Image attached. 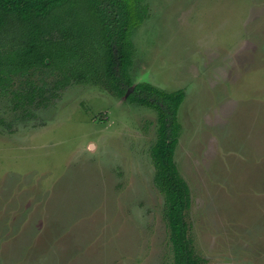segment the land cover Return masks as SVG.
I'll list each match as a JSON object with an SVG mask.
<instances>
[{
    "label": "rangeland",
    "instance_id": "1",
    "mask_svg": "<svg viewBox=\"0 0 264 264\" xmlns=\"http://www.w3.org/2000/svg\"><path fill=\"white\" fill-rule=\"evenodd\" d=\"M146 4L133 80L184 92L174 162L195 252L264 264V0ZM123 97L72 84L26 119L0 98V264H173L157 114Z\"/></svg>",
    "mask_w": 264,
    "mask_h": 264
},
{
    "label": "trees",
    "instance_id": "2",
    "mask_svg": "<svg viewBox=\"0 0 264 264\" xmlns=\"http://www.w3.org/2000/svg\"><path fill=\"white\" fill-rule=\"evenodd\" d=\"M148 16L146 0H0V98L26 119L72 84H96L116 97L133 87L126 101L157 114L150 157L173 264H203L185 220L189 188L174 162L184 92L133 80L132 35Z\"/></svg>",
    "mask_w": 264,
    "mask_h": 264
},
{
    "label": "water",
    "instance_id": "3",
    "mask_svg": "<svg viewBox=\"0 0 264 264\" xmlns=\"http://www.w3.org/2000/svg\"><path fill=\"white\" fill-rule=\"evenodd\" d=\"M133 87H131L127 92H126V94L124 95V99H126V97L128 96V94L130 93V91H131V89H132Z\"/></svg>",
    "mask_w": 264,
    "mask_h": 264
}]
</instances>
